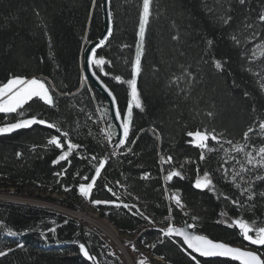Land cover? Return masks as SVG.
<instances>
[{
  "label": "trees",
  "instance_id": "16d2710c",
  "mask_svg": "<svg viewBox=\"0 0 264 264\" xmlns=\"http://www.w3.org/2000/svg\"><path fill=\"white\" fill-rule=\"evenodd\" d=\"M99 4L97 0L94 8L92 0H0V82H6L10 74L27 78L42 76L50 81L56 89L54 96L58 108L49 109L42 103H33L27 115H42L58 124L62 130L69 131L73 142L82 143L89 155L98 157L106 154L104 135L100 131L106 124H94L92 120L100 116L97 111L100 105L104 108L109 105L101 91L88 81L82 86L81 49L103 32L104 12ZM141 5L142 0H112V36L97 50L98 56L111 62V66H105V71L111 75L103 76L99 71L97 75H101L116 97L122 113L132 100L131 90L126 83L117 82L113 77L120 76L123 81L131 79ZM262 11L264 0H246L244 5L238 0H153L142 71L137 77L143 110L136 109L133 103L130 140L136 143L130 146L135 155L110 160L90 198L92 203V200H115L118 196L125 203L137 204L145 215L158 222L153 227L122 207L92 203L120 233L133 237L129 243L135 246L136 261L143 258L152 264H163L159 260L165 264H193L181 250L180 243L167 238L159 242L158 229L166 226L159 221L168 214L170 201L164 194L158 152L172 155L173 166L185 176L184 179L174 178L168 185L171 191L179 192L186 205L187 215L173 208L174 223L191 221V216L195 215L199 218L201 233L231 244H247L235 230L217 222L222 219L221 211L230 217L240 215L235 206L192 186L198 165L201 175L205 170L213 173L220 191L233 198L239 196V190L216 172L223 162V150L208 153L205 161H200V150L186 143V132L215 128L235 144L244 143L243 133L254 122L258 128L257 117L264 118V91L258 83L264 77V56L257 50L254 60L248 57L256 45L264 44V24L257 19ZM227 16L232 19L223 24L221 17ZM246 23L254 27L248 29ZM254 33L260 35L250 40ZM174 35L179 39L173 40ZM233 35L239 39V45L233 41ZM208 40L213 41L211 47ZM212 58L226 62L223 71L214 68ZM181 66H191L195 80L185 77L178 86L171 84L176 76L183 74ZM233 81L238 86H234ZM245 91L250 93L248 97L244 96ZM65 92L75 95H58ZM209 112L213 116H208ZM89 113L92 120L88 119ZM15 119L16 114H10L8 121L0 114V124ZM153 128L159 131V140L154 137ZM55 134L53 129L36 125L0 136V189L37 194L65 208L78 209L80 199L84 198L78 192V184L86 182L81 176L91 177L94 169L88 160L78 158L79 152L70 157L71 166L66 161L53 165L60 151L47 145V140ZM250 135L256 137L252 143L264 144V138L256 132ZM210 147L219 146L210 141ZM224 147L231 148V145ZM17 152L22 155L17 157ZM233 155L240 158L238 154ZM64 168L67 173L63 177L54 175ZM144 172H149L151 179H140ZM117 180L127 191L116 185ZM105 184L116 196L106 190ZM65 187L70 190L65 191ZM260 187L264 188V184ZM244 217L250 221H264V199H257L256 207L246 211ZM8 228L19 235L8 237ZM49 228H55V233L48 232ZM42 234L47 235V241ZM74 241L85 243L99 264H126L113 251L106 236L86 223L47 207L0 201V250L16 249L17 242L25 245L23 249L0 257V264H92L83 257ZM63 242L69 244L49 247ZM198 258L201 264H238L223 258Z\"/></svg>",
  "mask_w": 264,
  "mask_h": 264
},
{
  "label": "snow or ice",
  "instance_id": "6c2138e0",
  "mask_svg": "<svg viewBox=\"0 0 264 264\" xmlns=\"http://www.w3.org/2000/svg\"><path fill=\"white\" fill-rule=\"evenodd\" d=\"M240 5H244L246 0H238ZM93 7L97 6V0H92ZM152 4L153 0H142L141 10L139 13L138 27H137V41L135 46V58L132 62L131 79L123 81L120 76H114L117 82L126 83L130 87V95L132 100L129 102L128 107L124 113L121 112L117 105L116 97L106 84L101 80V75H111L108 71H105V66H111V62L106 60L103 56H98V49L102 48L109 38L112 36L111 21L113 17L112 12V0H100L99 7L105 11L106 18L109 26L106 29V34L97 42H86L87 47L81 49V71L83 85L87 84L90 77L95 78L111 98L109 100L110 107L104 108L100 105L97 111L100 112V116L97 119L92 120V114H88V119L92 120L94 124L104 123L106 128H101L100 131L104 135L105 140V152L103 156H97L95 154L89 155L88 149L84 147L82 143L73 142L70 138L69 131L62 130V128L49 120L43 118L42 115L33 114L28 116L27 113L31 109L33 103H42L49 109L58 108L57 97L54 96L56 92L55 86L46 79L37 77L27 78L22 75L10 74L6 79V82H0V114H4V118L8 121L10 114H16L14 122H5L0 124V136L10 135L13 132H17L21 129H30L33 126L39 125L48 129H53L55 135H51L47 140V145L54 146L55 149L60 151V154L52 161L53 165L59 164L61 161H66L71 166L70 157L74 153H80L79 159L88 160L91 167L94 169V174L89 177L88 175H82L81 182L78 184V192L85 198H91L93 189L97 185V180L101 177L102 172L109 165L110 160L119 158L121 156H127L129 154L135 155L130 145H134L136 140H130V134L133 130V103L136 109L143 110L138 88H137V77L142 71V57L145 54V42L146 33L150 24V17L152 15ZM232 19L231 16L221 17L223 24H228ZM260 24H264V11H262L258 17ZM245 27L252 29L254 24L246 23ZM260 33H254L249 39H255ZM173 40H178V35L172 36ZM233 41L239 45V39L233 35ZM207 44L209 47L213 44V41L208 40ZM127 47V45H125ZM257 50H261V55L264 56V44H258L252 49L251 57H248L250 61L256 58ZM212 64L217 71H223L225 61L220 59L212 58ZM183 68V66H181ZM97 71L101 75H97ZM259 75V73H257ZM187 77L189 80H195V75L191 71V66L183 68V74L176 76L171 84L179 85L184 78ZM259 87L264 91V77L258 81ZM234 86L236 85L233 81ZM79 91V90H78ZM88 91L91 88L88 87ZM58 95L69 96L75 95V93H60ZM250 93L244 92V96L248 97ZM95 99V96L92 97ZM25 106H28L27 108ZM103 108L101 112L100 109ZM83 111V109H81ZM256 109L253 107V112ZM208 116H213V113L209 112ZM258 128L254 122L252 126H249L243 133L244 143H233L231 139H226L223 132H218L215 128L209 130L208 128H197L195 131H187L186 143L190 144L196 149H199V160L205 161L208 153L219 152L223 150V160L219 164L216 172H219L220 178L226 182H230L236 189L239 190V196L233 198L232 196L225 194L223 191L218 189V181L214 182L215 177L213 173L205 170L201 175V170L197 165L196 178L193 182V188L201 192L207 191L216 196L219 200L223 198L224 201L229 202L235 206L240 215L235 217L228 216L227 212L221 211V220L218 223H223L227 228L233 229L241 237L243 241L248 242L250 246H256L255 250L242 249L240 247H233L229 243L209 238L207 235L199 233V218L195 215L191 216V222L185 220L182 226H176L174 223L173 208L179 209L180 212L187 215L184 212L186 207L181 195L178 191H171L168 185L174 180V178L184 179L183 172L175 166H173V156L165 155L158 152L160 171L163 175L164 194L165 198L170 201L168 205V214L159 223L166 224L165 227L158 229L160 233L159 242L163 243L164 238L172 240L174 243H180L181 250L190 258L193 264H201V258H223L225 261L238 262V264H264V221L249 220L244 217L246 211H251L256 207L257 199H264V188L260 185L264 184V144L257 146L252 143L255 136L250 134L256 132L261 138H264V118L257 117ZM118 130V131H117ZM141 132L143 129L140 130ZM154 137L159 140L160 133L157 129L153 128ZM91 134V132H89ZM138 138V137H137ZM210 141L214 142L219 147H210ZM231 145V148H225L224 145ZM35 147V146H34ZM110 149V151H109ZM233 153L238 154L233 155ZM22 153L17 152L16 156L20 157ZM226 157V158H225ZM235 161V164H232ZM132 163L131 160L128 161ZM165 165L171 166L165 169ZM238 166V168H237ZM183 168V166H181ZM67 173V168H64L60 172L54 173L56 177H63ZM79 176L80 173H77ZM140 179L149 180L151 174L144 172L140 176ZM116 185L125 188L121 181L117 180ZM106 190L116 196V193L107 184L104 185ZM259 189V190H258ZM65 191H69L70 188L65 187ZM243 198V199H242ZM139 200V197H134ZM94 205H106L115 208L127 209L132 215H138L146 220L153 227L158 223L156 220L145 215V212L138 207L137 204L125 203L120 197H116L115 200H92ZM135 209V211H133ZM67 222V221H65ZM55 228H49L48 232L55 233ZM19 235L16 231L11 228L7 229L8 237H15ZM42 237L47 241L48 237L46 234H42ZM78 243L80 253L92 264H99L97 257L91 254L89 247L85 243L74 241ZM25 247L23 242L16 243V249H23ZM155 247V245H152ZM11 247L7 250H0V257H6L9 253L15 251ZM135 250V246H133ZM139 264H147L146 260H140Z\"/></svg>",
  "mask_w": 264,
  "mask_h": 264
},
{
  "label": "rangeland",
  "instance_id": "374dc122",
  "mask_svg": "<svg viewBox=\"0 0 264 264\" xmlns=\"http://www.w3.org/2000/svg\"><path fill=\"white\" fill-rule=\"evenodd\" d=\"M34 77L45 79L42 76H34ZM84 200L85 199L83 200L80 199V206H79L80 208L68 209L53 201L44 199L38 196L37 194L34 195H30L28 193L18 194L15 193L12 189L9 190L0 189V201H12V202L27 203V204H34L42 207H47L55 211L64 213L67 216L73 217L83 223H86L91 228L100 231L106 236L113 251L116 252L126 264H139L140 260H145L143 258H141L138 261L134 259L133 247L129 243L133 238L131 235L120 233L119 230L107 218L100 216V213L95 210L94 206L89 205V203ZM79 213L82 215H80ZM238 245L244 248L256 249V247H252L248 244H238ZM159 261L165 264L164 263L165 261L163 260H159ZM147 264H152V263L147 261Z\"/></svg>",
  "mask_w": 264,
  "mask_h": 264
},
{
  "label": "water",
  "instance_id": "95a60500",
  "mask_svg": "<svg viewBox=\"0 0 264 264\" xmlns=\"http://www.w3.org/2000/svg\"><path fill=\"white\" fill-rule=\"evenodd\" d=\"M103 12H104V29H103V32H102V34H101V36L98 38V39H96V40H94V41H92V42H97V41H99L101 38H103L104 36H105V34H106V29H107V27L109 26V23H108V20H107V18H106V15H105V11L103 10ZM88 46V45H87ZM86 46V47H87ZM102 80V79H101ZM88 83L90 84V85H92L93 87H95V88H97L99 91H101V93L106 97V99H107V101H108V105H109V100L111 99L108 95H107V93L103 90V88L101 87V85H100V83L95 79V78H92V77H90L89 78V80H88ZM104 83V82H103ZM105 84V83H104ZM109 107H110V105H109ZM118 131V130H117ZM189 222H191V221H189ZM183 224V223H182ZM182 224H177L176 226H182ZM199 233L200 234H204V233H201L200 231H199ZM204 235H207V234H204ZM208 236V235H207ZM209 238H211L210 236H208ZM211 239H213V238H211ZM216 240V239H215ZM219 241H223V240H219ZM224 242H226V241H224ZM246 242V241H245ZM227 243H229V242H227ZM247 244H248V242H246ZM231 246H233V247H240V248H242V249H247V250H255V249H249V248H244V247H242V246H240V245H236V244H231V243H229ZM249 245V244H248ZM252 247H256V246H252ZM92 254V253H91Z\"/></svg>",
  "mask_w": 264,
  "mask_h": 264
},
{
  "label": "bare ground",
  "instance_id": "6f19581e",
  "mask_svg": "<svg viewBox=\"0 0 264 264\" xmlns=\"http://www.w3.org/2000/svg\"><path fill=\"white\" fill-rule=\"evenodd\" d=\"M84 201H87L89 203V205H92L89 200L85 199ZM80 215H82V214H80ZM67 244H69V243H64V242L63 243H56V244H51L50 247H65Z\"/></svg>",
  "mask_w": 264,
  "mask_h": 264
}]
</instances>
